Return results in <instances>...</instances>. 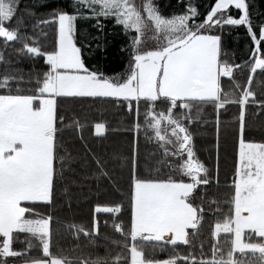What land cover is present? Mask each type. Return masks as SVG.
Here are the masks:
<instances>
[{
  "label": "snow or ice",
  "instance_id": "obj_1",
  "mask_svg": "<svg viewBox=\"0 0 264 264\" xmlns=\"http://www.w3.org/2000/svg\"><path fill=\"white\" fill-rule=\"evenodd\" d=\"M76 4V14L58 10L51 14L49 21H41L58 24L54 50L42 52L39 46L27 42L23 44V49L28 53L37 56L42 54L48 65L43 78H37L38 87L32 90L33 95L18 94L19 90L13 94L9 82L15 77L10 74L0 77V88L9 89L7 93L0 94V234L3 237L0 256L19 257L27 251L13 250L14 230L31 234L27 238L29 247L34 238L42 246L43 253L51 255V218H30L28 214L31 210L24 207L23 202L52 200L57 159V97H124L137 101L143 97L145 102H152L147 112V117L151 118L148 126L154 128L165 156L171 154L182 159L177 170L181 177H190V180L141 177L137 174V162L134 159L130 183V231L124 235H130L133 241L130 245V264H177V256L163 260L147 257L135 241L138 237L145 241H163L167 235L169 239L166 242L169 244L175 245L177 241L188 244L186 229L189 226L197 227L200 220L198 212L202 209L190 203L189 197L198 185L209 183L207 178L200 175L203 173L207 177L208 170L194 158L192 136L184 120L191 123L193 119L199 118L192 116L196 104L210 101L217 110L223 108L228 100L221 96L220 77H231L233 68L239 67L221 64V37L208 34L205 29L224 23L223 10L230 5L234 4L243 10L238 19L228 15L226 23L248 25L252 39L257 44L251 64V73H255L257 69L264 71V52L261 51L264 46V24L259 26L258 33L253 30L245 0H216L199 25L190 20L196 14V9L191 6L187 14L165 17L152 0H144L142 7L146 16L134 0H76ZM17 8V0H0V37L6 41L21 39L18 29L5 26ZM85 9L95 16H114L116 22L125 29H135L136 35L131 44L134 63L122 81L105 77L86 67L81 49L73 38L74 21L78 14H86ZM218 15L220 19H217ZM149 38L155 40L156 44L145 50L143 45ZM252 81L253 76L250 74L249 84ZM250 97H254V93L245 86L236 101L240 106V137L232 181V211L222 222L215 224L212 233L213 236L232 234L230 249L225 257L223 251L214 246L212 258L202 259V264H243L234 257L236 250L240 253L246 250L253 254L258 252L264 258V142L247 140L244 135L245 105ZM159 98L170 105L166 112L155 110L154 103ZM178 101H183L181 107L188 110L186 117L174 114L173 109ZM260 103L264 107V101ZM60 121H63L62 117ZM162 122L166 124L162 125ZM96 129L101 131L103 125L97 124ZM165 129L170 130L174 140L166 134ZM168 145L173 147L169 148ZM183 153L187 154V159L183 158ZM60 159L63 163L64 158ZM120 210L119 204L96 206L97 212L118 213ZM113 226L123 233L122 223H114ZM94 227L98 231V227ZM81 231L90 235L83 229H77L78 234ZM252 234L259 240L246 242V236L251 239ZM183 259L195 264L196 256H184ZM25 264H65V258L53 257L50 261L31 258ZM84 264L106 262L98 259L94 262L85 261ZM113 264H121V258H113Z\"/></svg>",
  "mask_w": 264,
  "mask_h": 264
},
{
  "label": "trees",
  "instance_id": "obj_2",
  "mask_svg": "<svg viewBox=\"0 0 264 264\" xmlns=\"http://www.w3.org/2000/svg\"><path fill=\"white\" fill-rule=\"evenodd\" d=\"M216 0H152L161 15L187 14L189 7L196 9L190 20L199 25L204 21ZM248 4L249 19L253 30L259 32L264 24V0H245ZM15 15L5 22L9 29H18L21 39L6 41L0 37V77L10 74L15 79L9 82L13 94L33 95L38 87L36 81L43 78L48 70L43 55H33L23 49L25 42L39 46L41 51L54 50L57 41V26L49 21L54 11L65 10L76 14V0H17ZM86 14H78L74 21L75 42L81 49L82 59L91 71L104 76L120 74L126 70L133 53L131 44L136 34L116 22L114 16H95L89 9ZM238 19L239 9L230 6L223 10L224 23L206 27L210 35H218L220 40L221 64L237 65L231 77H220L221 96L228 103L219 110L212 102L194 105L192 116L199 117L189 123L184 120L192 136L195 159L207 168V185L200 184L193 190L196 198L194 206L202 211L197 227L188 229V244L177 242L175 245L163 241L135 242L146 256L167 259L177 256V264H193L185 261L184 256H196L195 264L212 258L213 247L223 251L226 257L230 249L232 235L220 233L213 236L215 224L222 222L232 211L238 143L240 137V106L236 102L247 86L254 93L245 105V129L247 140L264 142V71L257 69L251 73L253 50L257 44L252 39L247 24H228L227 16ZM220 19V16H217ZM191 26V25H190ZM144 47V46H143ZM264 52V46L261 47ZM253 76L249 84L248 76ZM239 85V87H237ZM8 88H0V94ZM144 99L126 100L108 97L59 96L57 97V159L56 177L51 202H23L29 208L30 218H51L50 253H43L42 246L33 238L29 247L27 238L31 234L15 230L12 248L23 251L19 257L1 258L0 264L25 263L31 258L51 260L53 257L65 258V264H84L98 259L113 264L119 256L121 264H130V183L133 160L136 171L141 177H181L178 166L182 159L171 154L165 156L155 130L149 127L147 117L149 105ZM178 101L173 109L177 117H186L188 110ZM170 105L158 99L154 103L157 112L165 111ZM63 121H60V118ZM97 124L104 126L101 134H95ZM140 127L137 128L136 125ZM166 122H162V125ZM172 138L171 132L165 129ZM172 148V145H168ZM185 155H187L185 153ZM184 156V153H183ZM61 157L64 158L63 163ZM97 161L100 163L98 164ZM106 173V174H105ZM121 205L118 213L97 212V205ZM114 223L124 225L123 233L114 228ZM98 227V231L96 227ZM77 229L84 231L77 233ZM249 231H246L248 233ZM246 242H257L258 237L246 236ZM128 245L129 247H126ZM234 257L243 264H264L263 258L251 252H234ZM218 258V257H217Z\"/></svg>",
  "mask_w": 264,
  "mask_h": 264
},
{
  "label": "rangeland",
  "instance_id": "obj_3",
  "mask_svg": "<svg viewBox=\"0 0 264 264\" xmlns=\"http://www.w3.org/2000/svg\"><path fill=\"white\" fill-rule=\"evenodd\" d=\"M134 2H135V4L137 5V7L138 8H140L141 9V11H142V14L143 15H147V13L146 12H144L143 11V3H144V0H134ZM214 5H215V3H214ZM213 5V6H214ZM230 6H232V7H234V8H237L234 4L233 5H230ZM229 6V7H230ZM238 9V8H237ZM240 10V12H241V15L243 14V10H241V9H239ZM227 21V20H226ZM122 25V24H121ZM56 26H57V38H58V24H56ZM123 26V25H122ZM124 27V26H123ZM127 30H132V31H134V33L136 34V31H135V29H127ZM150 35V34H149ZM73 38L75 39V37H74V33H73ZM75 41V40H74ZM76 43V42H75ZM156 44V41L155 40H153V39H147L146 41H145V44L143 45L144 46V48H145V50L147 49V48H149V47H152V46H154ZM78 46V45H77ZM133 56H134V52L132 53V55H131V58H130V61H129V64L127 65V67H126V70L123 72V73H120V74H111V75H106L105 77H110V78H115V79H119V80H123V79H125L126 77H127V75L130 73V66H131V64L132 63H134V61H133ZM82 57V56H81ZM87 67V66H86ZM89 68V67H88ZM90 69V68H89ZM91 70V69H90ZM68 97H70V96H68ZM90 97H102V96H90ZM108 98H115V99H125L124 97H108ZM140 99H144L143 97L142 98H140ZM159 99H163V98H159ZM126 100H136L135 98H128V99H126ZM103 131H104V126H103V129L101 130V131H97V129H96V126H95V129H94V133L95 134H101V133H103ZM183 158L184 159H187V155H185V153H184V156H183ZM41 202H45V201H41ZM189 202L190 203H194V202H196V198H195V196L193 195V192L190 194V197H189ZM194 205V204H193ZM190 228H192L191 226H189L187 229H186V231L188 232V229H190ZM15 231V230H14ZM246 231H248L247 229L245 230V232ZM167 236V235H166ZM165 236V237H166ZM2 239H3V237H2V234H0V243H2ZM137 239H141V238H137ZM169 238H165L164 240L165 241H167ZM177 242H183V241H177ZM248 251H250V250H246V252H248ZM235 252H238V253H240L239 252V250H236ZM9 257V256H8ZM8 257H4V256H0V259L1 258H8ZM11 264H13V263H11Z\"/></svg>",
  "mask_w": 264,
  "mask_h": 264
},
{
  "label": "crops",
  "instance_id": "obj_4",
  "mask_svg": "<svg viewBox=\"0 0 264 264\" xmlns=\"http://www.w3.org/2000/svg\"><path fill=\"white\" fill-rule=\"evenodd\" d=\"M221 77H225V76H223V75H221ZM249 231V230H248ZM165 238H169L168 236H166ZM187 239H188V237H187ZM50 261V260H49ZM19 264H25V263H19Z\"/></svg>",
  "mask_w": 264,
  "mask_h": 264
}]
</instances>
